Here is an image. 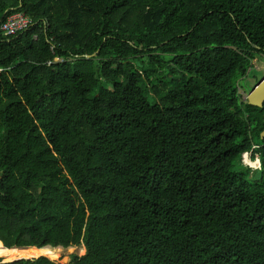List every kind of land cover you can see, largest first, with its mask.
<instances>
[{
	"label": "trees",
	"instance_id": "1",
	"mask_svg": "<svg viewBox=\"0 0 264 264\" xmlns=\"http://www.w3.org/2000/svg\"><path fill=\"white\" fill-rule=\"evenodd\" d=\"M259 56L264 0H0V259L86 252L0 264H264Z\"/></svg>",
	"mask_w": 264,
	"mask_h": 264
},
{
	"label": "rangeland",
	"instance_id": "2",
	"mask_svg": "<svg viewBox=\"0 0 264 264\" xmlns=\"http://www.w3.org/2000/svg\"><path fill=\"white\" fill-rule=\"evenodd\" d=\"M263 77H264V57L259 56L256 58V60L253 61V66L250 69L248 75L245 78L240 79V81L244 85L243 88L240 89V92L243 96V100L247 99V96L250 93V91L260 82V80ZM152 101H153V99H152ZM254 160H252V158L248 159V163L250 164L249 166H251L252 170L256 169L255 168L256 166L252 163V161H254ZM255 161H257V160H255ZM72 252H74L76 255H79V256H83L86 253V252H84L83 254L81 253V247H78L77 250L72 251ZM53 253H55V252H53ZM69 254H70V252H68V253L65 252L64 254L62 253L61 255L69 256ZM41 255H46V254H41ZM41 255H39V256H41ZM61 255H59V256H61ZM71 255H73V254H71ZM18 257H22V256H18ZM7 259H14V258L10 257ZM0 260L2 261V263L5 262L2 259H0Z\"/></svg>",
	"mask_w": 264,
	"mask_h": 264
},
{
	"label": "built area",
	"instance_id": "3",
	"mask_svg": "<svg viewBox=\"0 0 264 264\" xmlns=\"http://www.w3.org/2000/svg\"><path fill=\"white\" fill-rule=\"evenodd\" d=\"M32 24V21L23 13H18L10 16L6 22L1 25V31L5 36H14L20 32L27 31ZM251 159L250 155H246V161ZM259 162V161H258ZM260 163V162H259ZM249 164V163H248ZM250 165V164H249ZM257 169H253L256 171Z\"/></svg>",
	"mask_w": 264,
	"mask_h": 264
},
{
	"label": "water",
	"instance_id": "4",
	"mask_svg": "<svg viewBox=\"0 0 264 264\" xmlns=\"http://www.w3.org/2000/svg\"><path fill=\"white\" fill-rule=\"evenodd\" d=\"M247 101L248 103L251 105V106H255V107H259V108H262L264 106V77L260 80V82L250 91V93L248 94L247 96ZM262 140L264 139V133L262 134L261 136ZM1 243V242H0ZM3 245V244H2ZM82 246V245H81ZM81 246H78V247H81ZM4 247V246H3ZM50 247V246H49ZM78 247H68V248H64V247H53V248H63L65 251L62 252L63 254L66 252L68 253L69 251H67V249L69 248H76L78 249ZM61 253V254H62ZM59 254V255H61ZM71 254H75L74 252H70L69 255ZM85 255V254H84ZM42 256H46V255H42ZM42 256H39V257H42ZM37 257V258H39ZM48 257V256H46ZM33 258H36V257H33ZM21 259H32V258H20V259H15V260H12V261H5L4 263H7V262H13V261H16V260H21Z\"/></svg>",
	"mask_w": 264,
	"mask_h": 264
},
{
	"label": "bare ground",
	"instance_id": "5",
	"mask_svg": "<svg viewBox=\"0 0 264 264\" xmlns=\"http://www.w3.org/2000/svg\"><path fill=\"white\" fill-rule=\"evenodd\" d=\"M29 248H32V247H29ZM40 249V248H39ZM42 249V248H41ZM46 255H48V254H46ZM42 256V255H41ZM54 256H59V255H50V256H48V257H54ZM22 257H27V256H22ZM28 257H39V256H28ZM8 258H10V257H8ZM5 259H7V258H5ZM15 259V258H14Z\"/></svg>",
	"mask_w": 264,
	"mask_h": 264
},
{
	"label": "clouds",
	"instance_id": "6",
	"mask_svg": "<svg viewBox=\"0 0 264 264\" xmlns=\"http://www.w3.org/2000/svg\"><path fill=\"white\" fill-rule=\"evenodd\" d=\"M259 162H260V160L259 159H257ZM259 165H260V163H259Z\"/></svg>",
	"mask_w": 264,
	"mask_h": 264
}]
</instances>
